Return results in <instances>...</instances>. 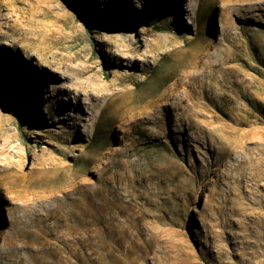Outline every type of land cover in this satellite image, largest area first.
<instances>
[{
  "label": "rangeland",
  "instance_id": "obj_1",
  "mask_svg": "<svg viewBox=\"0 0 264 264\" xmlns=\"http://www.w3.org/2000/svg\"><path fill=\"white\" fill-rule=\"evenodd\" d=\"M0 264H264V0H0Z\"/></svg>",
  "mask_w": 264,
  "mask_h": 264
},
{
  "label": "trees",
  "instance_id": "obj_2",
  "mask_svg": "<svg viewBox=\"0 0 264 264\" xmlns=\"http://www.w3.org/2000/svg\"><path fill=\"white\" fill-rule=\"evenodd\" d=\"M89 146L90 147H98V148H100L101 145H99L98 139L93 137V139H91V141L89 143Z\"/></svg>",
  "mask_w": 264,
  "mask_h": 264
}]
</instances>
